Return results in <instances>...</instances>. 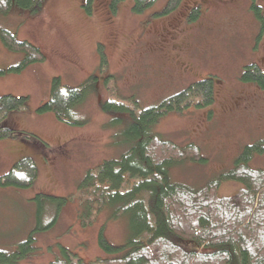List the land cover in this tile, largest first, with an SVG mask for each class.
<instances>
[{"label":"rangeland","instance_id":"rangeland-1","mask_svg":"<svg viewBox=\"0 0 264 264\" xmlns=\"http://www.w3.org/2000/svg\"><path fill=\"white\" fill-rule=\"evenodd\" d=\"M167 1L135 11L134 0H118L115 10L112 0H91L89 5V0H44L35 13L13 7L0 15L1 27L45 53L42 61L0 76V95L28 96V108L10 112L3 122L14 131L0 138V174L24 155L38 167L30 188L0 186V249L13 250L31 234L37 193L70 197L89 169L123 153L126 146L117 135L130 117L102 108L112 90L116 99L142 109L158 105L196 80L214 77L211 105L170 111L152 127L165 139L200 147L203 161L185 160L170 169L172 180L194 189L233 167L246 145L264 141V87L241 77L247 64L264 70V28L252 0H181L167 15L156 14ZM255 2L264 13V0ZM194 8L197 14L190 17ZM22 56L0 36V68ZM93 74L98 76L96 90L75 111L83 123H67L52 111L36 110L49 98L53 77L76 86ZM250 165L264 168V152L255 154ZM240 186L227 180L216 192L230 196ZM56 211L53 202H46V228L34 234L35 249L20 263L49 264L61 255L62 246L91 262L110 256L99 244L100 233L115 245L129 239V215L112 217L110 206L86 226L79 221L77 201L69 199L53 222ZM172 238L189 250H207L193 240Z\"/></svg>","mask_w":264,"mask_h":264},{"label":"trees","instance_id":"trees-1","mask_svg":"<svg viewBox=\"0 0 264 264\" xmlns=\"http://www.w3.org/2000/svg\"><path fill=\"white\" fill-rule=\"evenodd\" d=\"M43 1L0 0V15H7L13 7L35 13L42 8ZM117 1L112 0L111 9H116ZM156 1L134 0L133 10L142 11ZM180 2L168 0L156 14L167 15ZM252 8L264 28L262 7L252 0ZM190 13L194 17L197 8ZM0 36L9 49L23 53L17 63L0 68V76L6 71L18 72L29 63L45 58L39 46L19 39L5 27L0 26ZM104 62L102 57L101 67ZM241 77L264 87V70L256 63L247 64ZM213 81L212 76L196 80L158 105L142 109L137 103L116 99L112 90V96L103 101L102 108L129 115V124L117 135L121 136L125 150L118 158L106 159L89 169L70 197L37 193L33 197L37 209L34 229L15 249H0V264H22L20 260L31 256L35 249L34 234L46 228L43 224L46 202L55 204L54 222L69 199L78 202V218L84 226L92 224L106 206L112 208V217L127 213L130 236L125 244L115 245L100 233L99 244L110 256L97 257L91 262L62 246L61 255L49 264H264V168L250 165L255 154L264 152V141L246 145L233 167L220 171L201 188L194 189L172 180L170 169L185 160L203 161L200 147L194 143L180 145L152 131L160 117L170 111L183 112L192 106L211 105ZM97 82L95 74L76 86H68L60 77H53L49 98L36 110L52 111L67 123H83L75 111L96 90ZM27 101L26 95H0V138L13 133L3 122L10 112L28 108ZM114 120L121 122V118ZM37 177L36 163L24 155L0 174V186L30 188ZM227 180L240 182L241 186L230 196H220L216 190ZM172 236L193 240L207 250H189Z\"/></svg>","mask_w":264,"mask_h":264},{"label":"flooded vegetation","instance_id":"flooded-vegetation-1","mask_svg":"<svg viewBox=\"0 0 264 264\" xmlns=\"http://www.w3.org/2000/svg\"><path fill=\"white\" fill-rule=\"evenodd\" d=\"M89 4H91V0H89ZM91 6V5H90Z\"/></svg>","mask_w":264,"mask_h":264}]
</instances>
